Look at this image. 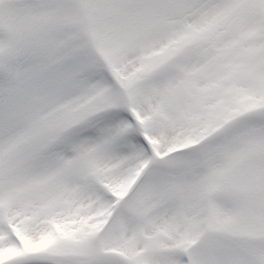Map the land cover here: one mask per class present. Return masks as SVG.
Returning <instances> with one entry per match:
<instances>
[{
  "label": "snow or ice",
  "instance_id": "obj_1",
  "mask_svg": "<svg viewBox=\"0 0 264 264\" xmlns=\"http://www.w3.org/2000/svg\"><path fill=\"white\" fill-rule=\"evenodd\" d=\"M0 264H264V0H0Z\"/></svg>",
  "mask_w": 264,
  "mask_h": 264
}]
</instances>
